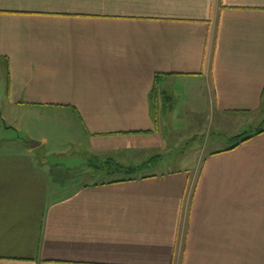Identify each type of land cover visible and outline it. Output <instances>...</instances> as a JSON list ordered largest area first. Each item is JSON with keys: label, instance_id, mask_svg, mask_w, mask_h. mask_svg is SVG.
Listing matches in <instances>:
<instances>
[{"label": "crops", "instance_id": "1", "mask_svg": "<svg viewBox=\"0 0 264 264\" xmlns=\"http://www.w3.org/2000/svg\"><path fill=\"white\" fill-rule=\"evenodd\" d=\"M0 85L92 156L162 147L161 92L214 129L173 170L69 185L46 136L5 143L0 264H264V0H0Z\"/></svg>", "mask_w": 264, "mask_h": 264}, {"label": "rangeland", "instance_id": "2", "mask_svg": "<svg viewBox=\"0 0 264 264\" xmlns=\"http://www.w3.org/2000/svg\"><path fill=\"white\" fill-rule=\"evenodd\" d=\"M2 92L3 88L0 85V100L3 95ZM160 98L156 105L152 104V109L155 112L156 108L158 109L160 124L163 119L165 121L160 125L161 129L164 130L165 141L162 147L150 152L144 160L142 156L137 155L135 157L131 153L128 161H125L124 157L119 154L92 156L84 152L86 138L80 124L73 116L63 118L55 111L26 109L11 112V117L9 116L10 108L5 104L0 106V112L2 113L0 118H5V123L8 126L6 130L9 131H6V134L1 133L0 149L11 148L14 150L17 147H4L2 145H5V143L16 144L14 146L25 145V141H27L25 138H36L34 141L39 142L38 138L41 134L46 136L49 138L48 145L38 148L35 154L42 161H46L48 165H51L53 170L59 172L56 175L52 172V177L65 178L67 185L71 183L70 181H73V183L74 181L94 182L110 178L111 174H105L104 172H107L110 167L116 166L112 163L114 161L122 165L136 164V162L139 164L143 161L151 162L146 165L147 167H144L145 169L135 171L137 173H134V175L149 170H152V172L173 170L185 165L191 159H196L199 152L195 149L208 138L209 134L214 135V129L209 131L208 111L202 102L195 101L192 105L195 112L192 113L184 111L186 105H182L181 102L169 105L174 99L165 92H161ZM171 107L170 112L168 110ZM10 136L20 139H11ZM149 157L151 160L147 161ZM104 158H106V161L110 159L113 161L110 160L111 163H105ZM132 160H135V162ZM91 164L97 166L98 170L90 167ZM93 170H96V173H93ZM121 175L125 174L123 172L113 174L114 177Z\"/></svg>", "mask_w": 264, "mask_h": 264}, {"label": "trees", "instance_id": "3", "mask_svg": "<svg viewBox=\"0 0 264 264\" xmlns=\"http://www.w3.org/2000/svg\"><path fill=\"white\" fill-rule=\"evenodd\" d=\"M169 97H170V95H169ZM172 104H173V100L171 101V103L169 105H172ZM258 132H259V130H258ZM246 139H247V137L241 138V140H239V141H244ZM110 160H112V159H110ZM110 160H107V161L105 160V163H108V162L111 163L113 161V160L112 161H110ZM149 160H151V158H149L147 161H149ZM112 163L116 164V166L115 167H110V169L107 170V172H104L105 174L113 175L115 172H123L126 176H132V175H134V173H137L139 170L145 169L144 167H147L146 165L151 163V162L144 161L143 163L138 164V165L137 164L122 165V164L117 163L115 161L112 162ZM90 167H94L96 170H98V167L97 166H92V164L90 165ZM99 171H101V170H99ZM135 171H137V172H135Z\"/></svg>", "mask_w": 264, "mask_h": 264}]
</instances>
